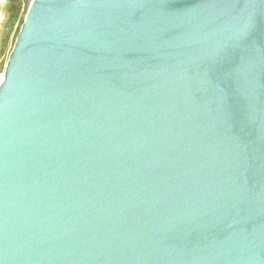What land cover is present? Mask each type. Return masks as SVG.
Segmentation results:
<instances>
[{
    "label": "water",
    "instance_id": "obj_1",
    "mask_svg": "<svg viewBox=\"0 0 264 264\" xmlns=\"http://www.w3.org/2000/svg\"><path fill=\"white\" fill-rule=\"evenodd\" d=\"M0 264H264V0H33Z\"/></svg>",
    "mask_w": 264,
    "mask_h": 264
},
{
    "label": "rangeland",
    "instance_id": "obj_2",
    "mask_svg": "<svg viewBox=\"0 0 264 264\" xmlns=\"http://www.w3.org/2000/svg\"><path fill=\"white\" fill-rule=\"evenodd\" d=\"M18 5H20V10L15 18V6ZM27 10L28 8L22 0L20 2L17 0H0V73L5 71L6 61L14 46L17 31L21 27V20L25 18Z\"/></svg>",
    "mask_w": 264,
    "mask_h": 264
},
{
    "label": "built area",
    "instance_id": "obj_3",
    "mask_svg": "<svg viewBox=\"0 0 264 264\" xmlns=\"http://www.w3.org/2000/svg\"><path fill=\"white\" fill-rule=\"evenodd\" d=\"M22 1L27 6V8H29L33 0H22ZM3 80H4V73H0V85L2 84Z\"/></svg>",
    "mask_w": 264,
    "mask_h": 264
},
{
    "label": "trees",
    "instance_id": "obj_4",
    "mask_svg": "<svg viewBox=\"0 0 264 264\" xmlns=\"http://www.w3.org/2000/svg\"><path fill=\"white\" fill-rule=\"evenodd\" d=\"M17 1L20 2L21 0H17ZM19 6H20V5L15 6V13H16V14H15V13H14L15 15L13 14V15L15 16V18H16L17 14H18V11L20 10V9H19ZM23 21H24V18L21 20L20 26L22 25ZM19 30H20V28L18 29L17 34H18ZM14 43H15V42H14ZM14 43H13V44H14ZM6 62H7V61H6Z\"/></svg>",
    "mask_w": 264,
    "mask_h": 264
}]
</instances>
